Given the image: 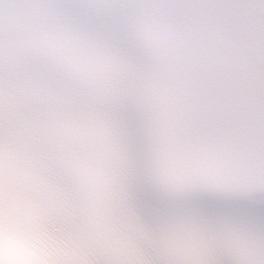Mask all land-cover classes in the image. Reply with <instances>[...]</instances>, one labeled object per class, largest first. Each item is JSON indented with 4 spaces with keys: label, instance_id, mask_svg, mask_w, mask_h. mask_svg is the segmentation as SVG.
<instances>
[{
    "label": "snow or ice",
    "instance_id": "6c2138e0",
    "mask_svg": "<svg viewBox=\"0 0 264 264\" xmlns=\"http://www.w3.org/2000/svg\"><path fill=\"white\" fill-rule=\"evenodd\" d=\"M0 264H264V0H0Z\"/></svg>",
    "mask_w": 264,
    "mask_h": 264
}]
</instances>
